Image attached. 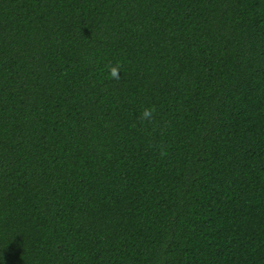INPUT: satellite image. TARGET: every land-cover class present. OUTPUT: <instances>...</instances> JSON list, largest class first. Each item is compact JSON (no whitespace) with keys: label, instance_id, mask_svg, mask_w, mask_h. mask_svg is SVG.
Masks as SVG:
<instances>
[{"label":"trees","instance_id":"1","mask_svg":"<svg viewBox=\"0 0 264 264\" xmlns=\"http://www.w3.org/2000/svg\"><path fill=\"white\" fill-rule=\"evenodd\" d=\"M0 264H264V0H0Z\"/></svg>","mask_w":264,"mask_h":264},{"label":"clouds","instance_id":"2","mask_svg":"<svg viewBox=\"0 0 264 264\" xmlns=\"http://www.w3.org/2000/svg\"><path fill=\"white\" fill-rule=\"evenodd\" d=\"M120 67L121 65H119V63H117L116 65L108 66L110 76L113 79L116 80L120 79ZM154 113H155V107H146L144 108L140 118L144 121H151L153 119Z\"/></svg>","mask_w":264,"mask_h":264}]
</instances>
